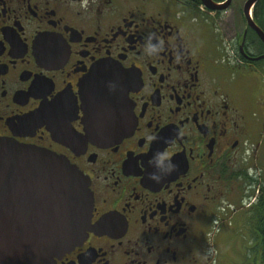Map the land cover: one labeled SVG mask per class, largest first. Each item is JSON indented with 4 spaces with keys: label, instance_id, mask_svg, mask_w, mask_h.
Returning <instances> with one entry per match:
<instances>
[{
    "label": "flooded vegetation",
    "instance_id": "af4514ba",
    "mask_svg": "<svg viewBox=\"0 0 264 264\" xmlns=\"http://www.w3.org/2000/svg\"><path fill=\"white\" fill-rule=\"evenodd\" d=\"M232 3L0 0V140L64 158L91 193L86 236L54 264H264V43L244 4L242 33L226 15ZM251 15L264 33V0ZM149 33L163 41L152 55ZM100 63L123 76L115 113L97 116L113 128L92 137L79 83ZM157 150L176 165L160 182ZM235 216L240 231L212 234Z\"/></svg>",
    "mask_w": 264,
    "mask_h": 264
},
{
    "label": "water",
    "instance_id": "95a60500",
    "mask_svg": "<svg viewBox=\"0 0 264 264\" xmlns=\"http://www.w3.org/2000/svg\"><path fill=\"white\" fill-rule=\"evenodd\" d=\"M232 0L215 4L201 0L211 10H225ZM243 7L246 22L264 43V33L253 22L252 8ZM264 56L257 57L256 60ZM123 73L108 64L96 65L79 83L87 132L94 137L110 130L103 118L119 105L114 92ZM61 95L54 101L59 106ZM88 181L67 160L47 150L0 140V264H54V259L81 242L89 230L92 198Z\"/></svg>",
    "mask_w": 264,
    "mask_h": 264
},
{
    "label": "rangeland",
    "instance_id": "374dc122",
    "mask_svg": "<svg viewBox=\"0 0 264 264\" xmlns=\"http://www.w3.org/2000/svg\"><path fill=\"white\" fill-rule=\"evenodd\" d=\"M246 0H233V3L231 5V8L229 10V12L226 13V15H228L231 19V21L235 22V23H238L239 22V26L241 27L240 29V32L242 33V26H243V21H242V18H241V13H240V8L242 7V5L244 4ZM220 28V30H223V31H218L217 28H215V32L213 31V33L215 35H217L216 37L213 35L212 37V40L213 42H216L218 41V45L220 46L221 44V41L223 42V47L225 48V52L226 54L231 57L232 52V48L229 47V36H227L228 34V31L223 27L222 29V26L218 27ZM223 32V35L220 37V34ZM232 32V31H231ZM240 33V34H241ZM223 37V38H222ZM222 38V39H221ZM217 43V42H216ZM222 45V44H221ZM223 50V48H221ZM226 59V58H225ZM236 60L234 59V57L232 58V64L233 65H236L235 64ZM231 77H236V85L237 87L238 86H241L243 83H244V78L238 74V73H233L231 75ZM260 137V159H261V162H262V165H263V170H264V125H261L260 129H259V135ZM238 216H235L234 218H228L227 221L225 222H222V221H219V222H216L212 225V229H211V232L214 236H216L217 238H220V239H223V237H227L229 234H232V233H237L239 230V221H238ZM248 226L251 228L252 226V222L249 220L248 221V224H247V227L245 228L246 229V233H249L251 232V230H249ZM242 230V229H241ZM244 231V230H242ZM251 252L252 251H246L245 253V259H248V257L251 255Z\"/></svg>",
    "mask_w": 264,
    "mask_h": 264
},
{
    "label": "clouds",
    "instance_id": "9594fccd",
    "mask_svg": "<svg viewBox=\"0 0 264 264\" xmlns=\"http://www.w3.org/2000/svg\"><path fill=\"white\" fill-rule=\"evenodd\" d=\"M154 34L149 33L146 38V43L144 46V51L147 55H152L159 51L160 46L163 44V41H159L158 43H153ZM156 137L154 135H149L148 140L152 141ZM169 152L164 150H157L151 159V165L156 169L153 173L150 174V178L155 180L156 182H160L163 179V175L161 174H170L175 170V163L169 158Z\"/></svg>",
    "mask_w": 264,
    "mask_h": 264
},
{
    "label": "trees",
    "instance_id": "16d2710c",
    "mask_svg": "<svg viewBox=\"0 0 264 264\" xmlns=\"http://www.w3.org/2000/svg\"><path fill=\"white\" fill-rule=\"evenodd\" d=\"M218 1H222V0H218ZM263 260H264V255H263Z\"/></svg>",
    "mask_w": 264,
    "mask_h": 264
}]
</instances>
